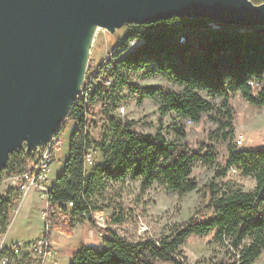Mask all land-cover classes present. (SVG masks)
Instances as JSON below:
<instances>
[{"label": "trees", "instance_id": "trees-1", "mask_svg": "<svg viewBox=\"0 0 264 264\" xmlns=\"http://www.w3.org/2000/svg\"><path fill=\"white\" fill-rule=\"evenodd\" d=\"M251 1L260 3L262 0ZM211 25L207 19L172 17L136 25L124 36L113 56L115 82L111 91L103 94L105 90L100 88L94 96L106 102L108 108L102 113L110 119L101 141L94 142L102 161L87 172L83 166L84 146L87 142L86 147H89L91 142L82 135L77 136L76 131L70 136L67 158L47 196L46 226L50 232L70 236L75 223L86 219L98 230L91 215L103 208L97 199L103 197L109 182L120 184L121 191L127 177L139 179L142 191L154 183L179 196L200 190L202 187L192 177V168L200 162L213 164L216 160L214 146L203 143L191 148L182 140L186 137L184 122L189 119L194 124L199 123L203 115L216 124L208 133V139L227 143L225 168L215 169L214 176L203 185L209 196L211 214L190 217L159 239L129 241L110 229L101 230L100 244L80 247L68 264H185L179 259V249L186 239L209 234H213L214 241L225 248L229 256L214 264H254L264 251V146L238 148L235 145L230 105L232 94L239 92L250 105L264 108V28L240 30L223 24H216L218 28ZM134 39L140 42L128 51V41ZM143 69L145 76L158 74L179 86L181 91L139 87L123 74L125 70ZM251 81L258 84L256 89L248 85ZM124 86L137 91L138 104L148 96L158 101L161 115L171 113L169 130L174 139L168 140L160 128L154 134L141 133L133 130L132 120L109 117V109L112 112L116 107L117 91ZM214 99H220L218 106L211 102ZM72 112L81 123L83 109L79 104L72 105ZM32 159V151L12 152L0 174L19 175ZM231 167L255 181L252 191L243 190L235 182L222 186L216 183ZM19 197L17 188L12 186L0 195V233L7 230L10 209L18 203ZM69 202L72 206L66 208ZM110 204L108 201L106 206ZM122 220L123 215L110 218L112 223ZM19 253L13 254V258Z\"/></svg>", "mask_w": 264, "mask_h": 264}, {"label": "rangeland", "instance_id": "rangeland-1", "mask_svg": "<svg viewBox=\"0 0 264 264\" xmlns=\"http://www.w3.org/2000/svg\"><path fill=\"white\" fill-rule=\"evenodd\" d=\"M217 26L216 24H214ZM212 23V27H214ZM136 27L135 24H126L117 29L114 33L105 30H98L94 44L90 50V56L87 69L103 61L106 55L110 53L114 56L117 46L122 42L124 36ZM215 28V27H214ZM218 28V27H217ZM181 40V39H180ZM137 39L133 45L128 46V51L138 44ZM121 57V56H120ZM143 70L132 71L125 70L123 74L131 83L139 87H163L174 91H181V88L166 78L158 74L145 76ZM111 88H105V93H109ZM102 94V95H103ZM95 92L88 100L85 112H87L88 138L91 142L90 147L96 148L91 165L86 167V171L95 166V163H101V155L94 142H99L104 136L105 129L109 120L103 116V109H107L106 102L103 103L99 98H95ZM117 101L115 108L109 109V117L114 118L118 110L120 119L123 121L132 120L135 124L133 130L141 133L154 132L160 128L168 140L174 139V135L169 130L172 124V115L167 113L161 115L159 112L158 101L145 96L140 104L137 103V91L129 86H124L117 91ZM94 97V98H93ZM214 106H218L220 99L211 100ZM230 105L234 115V143L238 136L244 138V144L238 148H256L264 146V108H257L250 105L239 92L232 94ZM106 106V107H105ZM72 107V106H71ZM124 108L123 112L119 109ZM119 108V109H118ZM68 119L67 123L70 124ZM66 123V124H67ZM186 137L182 140L191 148L203 143L213 144L216 152V160L213 164L196 163L192 168V177L195 178L200 190H194L179 196L176 192L166 191L153 184L150 188L142 191L139 186V179L126 178V184L120 191V184L109 182V186L104 190L102 198H98V205L103 207L100 211L93 214L99 215L105 220V224L98 226L96 230L88 220L80 219L73 228L72 234L67 236L58 231H48L52 259L57 264H68L72 255L82 246H96L100 244L102 232L104 229H110L112 232L129 241L141 240L144 238L159 239L169 234L174 225L186 221L190 217L198 215L209 216L211 214L208 203L209 196L203 188L214 176L215 169H224L227 160V143L221 141H210L208 133L216 128L215 122L203 115L199 123L189 125L184 122ZM69 127V128H68ZM67 125L61 129L62 146L50 170V180L58 176L63 167V163L68 155V145L70 136V126ZM6 173L0 174V195L9 190V183L6 180ZM227 182L238 183L243 190L252 191L255 187V181L249 176H242L236 169L232 172L229 169L223 177L216 179L219 186ZM108 198L111 201L109 206ZM46 201L36 196L33 191L29 192L22 202L10 209V221L7 230L0 233V249L8 245L11 241H34L41 235V229L46 219L43 213L47 211ZM203 214V215H202ZM92 215V214H91ZM113 215H123L120 223H112L110 218ZM93 219V218H92ZM25 244V242L23 243ZM179 259L185 264H214L226 260L229 256L225 248L219 246L213 239V234L206 236H190L186 239L183 246L180 247ZM27 255L26 258L22 256ZM17 255V254H16ZM35 261V263H34ZM10 264H38L36 259L23 247L19 256H15ZM157 264H171L170 262H158ZM254 264H264V251Z\"/></svg>", "mask_w": 264, "mask_h": 264}, {"label": "water", "instance_id": "water-1", "mask_svg": "<svg viewBox=\"0 0 264 264\" xmlns=\"http://www.w3.org/2000/svg\"><path fill=\"white\" fill-rule=\"evenodd\" d=\"M207 19L264 28V0H0V171L59 131L87 69L94 27Z\"/></svg>", "mask_w": 264, "mask_h": 264}, {"label": "built area", "instance_id": "built-area-1", "mask_svg": "<svg viewBox=\"0 0 264 264\" xmlns=\"http://www.w3.org/2000/svg\"><path fill=\"white\" fill-rule=\"evenodd\" d=\"M214 25V24H213ZM217 28L218 26H215ZM213 27V28H214ZM136 39L129 40L128 44L133 45ZM182 41V38H181ZM137 45V44H136ZM135 45V46H136ZM129 46V45H128ZM88 67V66H87ZM114 69V62H113V55L110 53L106 55V57L98 64L96 67L94 66L91 69H86L84 81L82 86L73 101L72 105L79 104L81 109H83V116H82V126L80 123V119L72 112V107H70L69 111L67 112L60 130L53 133L48 141L42 145L39 149L32 150L33 159L27 166V169L19 174L14 175L11 177H7V181L9 186L17 188L20 194V202L24 199V197L29 192H35L38 198L43 199L44 201H48V193L51 187V180H50V170L53 161L55 160L58 152L62 146V138H61V129L64 128L66 125L67 127L70 126L69 131L74 133L77 132V136L82 135L87 140L89 137L87 132V126L90 124L88 123V116L87 112H85V108L87 107L88 100L93 92H97L100 88L105 90V88H111L115 82L114 76L112 75V71ZM248 85L252 89H256L258 86L257 83L249 82ZM71 105V106H72ZM120 108V107H119ZM118 108V109H119ZM120 112L124 111V108L121 107L119 109ZM118 112V110H117ZM116 112L114 115L115 119H120V115ZM68 119L71 121L70 124L67 123ZM67 123V124H66ZM189 125H193L194 122L191 120H187ZM80 126L78 127V125ZM69 128V127H68ZM90 142V141H89ZM236 146L240 147L244 144V138L242 136H238L235 139ZM87 145V142H86ZM84 146V155H83V166L86 170L88 165L92 164L93 156L96 152V148L94 147H86ZM232 172H236L234 167L230 168ZM72 203L69 202L66 205L67 207H71ZM44 220L46 219V214L43 213ZM93 221L98 226L105 224V220L102 219L99 215L92 214ZM48 227L46 223L42 226L41 235L34 241H11L7 243L8 245L3 246L0 249V264H10L13 259V254H18L20 250L25 247L26 251L33 255L36 259L38 264H57L56 261L52 259L51 253V242L48 236ZM25 242V244H23Z\"/></svg>", "mask_w": 264, "mask_h": 264}, {"label": "bare ground", "instance_id": "bare-ground-1", "mask_svg": "<svg viewBox=\"0 0 264 264\" xmlns=\"http://www.w3.org/2000/svg\"><path fill=\"white\" fill-rule=\"evenodd\" d=\"M97 29H98V27H94L93 30H92V34H91V36H90L89 45H90L91 47H90V49H88V51H89L88 61H89V56H90V50H91V48H92V46H93V44H94L95 37H96L97 31H98ZM87 65H88V62H87Z\"/></svg>", "mask_w": 264, "mask_h": 264}, {"label": "crops", "instance_id": "crops-1", "mask_svg": "<svg viewBox=\"0 0 264 264\" xmlns=\"http://www.w3.org/2000/svg\"><path fill=\"white\" fill-rule=\"evenodd\" d=\"M55 179V178H54ZM20 199H21V197H20Z\"/></svg>", "mask_w": 264, "mask_h": 264}]
</instances>
